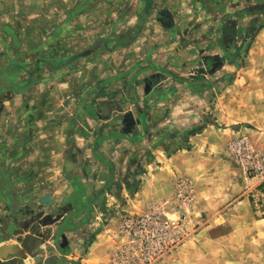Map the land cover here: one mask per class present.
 Returning a JSON list of instances; mask_svg holds the SVG:
<instances>
[{
	"label": "rangeland",
	"instance_id": "1",
	"mask_svg": "<svg viewBox=\"0 0 264 264\" xmlns=\"http://www.w3.org/2000/svg\"><path fill=\"white\" fill-rule=\"evenodd\" d=\"M197 1L198 7L179 10L190 28L182 32L158 22L159 0H0V172L19 153L28 167L11 164L10 184L21 179L39 159L32 152L38 136L67 137L78 123L84 131L90 125L102 137L126 139L109 178L131 184L155 145L164 154L186 146L187 133L212 122L215 133L196 143L198 164L180 173L193 186L180 243L153 264H264V182L249 181L226 152L237 136L264 150V36L246 70L253 43L243 53L246 30L264 21V0ZM222 26L233 28L232 39L222 37ZM144 79L161 81L144 93ZM126 112L138 123L130 133L122 132ZM41 120L57 129L41 128L47 126ZM5 178L0 189L13 199L9 204L0 194L6 213L35 209L47 193L9 188ZM73 189L70 204L82 195V188ZM94 193L85 201L103 203L104 195ZM158 199L171 203L172 188ZM167 211L165 218H177Z\"/></svg>",
	"mask_w": 264,
	"mask_h": 264
},
{
	"label": "crops",
	"instance_id": "2",
	"mask_svg": "<svg viewBox=\"0 0 264 264\" xmlns=\"http://www.w3.org/2000/svg\"><path fill=\"white\" fill-rule=\"evenodd\" d=\"M151 1V4H153L155 0H150L149 2ZM159 1L163 5L156 10V18L161 10H164L166 16L161 19L157 18L158 22L166 28L173 27L177 29H173L175 31L183 30L182 32H189V26L181 23L180 21L184 19L178 15L182 12L181 9L198 7L201 2L199 3L197 0ZM179 10L181 11L179 12ZM167 23L168 27L163 25ZM179 26L181 27L176 28ZM236 27H238V24ZM263 36L264 26L252 38L251 43L253 45L249 50L244 70L252 64L256 49ZM160 81L158 79L154 84L156 85ZM154 84L150 85V90H152ZM175 94L172 93L171 97L175 96ZM66 97L68 96H62L61 101ZM41 121L40 125H47L41 126V128L44 127L46 130L57 129L55 122L49 121L43 124L44 120ZM135 121L134 125L138 124L137 120ZM74 127L76 130L75 134L67 137L57 138V136L53 135L44 137L43 134L38 136L35 139L37 141V149L32 151L34 154L39 155V159L35 162L37 164L33 163V166H30L32 171L29 173L23 172L25 174H22L21 179L14 183L11 182L12 185L10 181H12V177L15 174H11L10 165L18 162L17 165L28 166H25L26 163L22 162L23 158L18 159L19 153L15 156H12L15 154L12 153L7 158L9 165L4 166L6 172L3 174L6 177L5 179L9 181L5 185L8 184L9 188L45 189L52 199V205L47 208V212H51L52 209L63 205L64 202L66 204L69 203L66 199L73 193V188H82V195H80L78 202L76 204L69 203L71 209L63 214L57 226L55 224L49 226L51 228V236L39 246V248H42L41 258L54 257L55 262L52 264H105L108 262L107 259L111 249L117 246L122 238L119 230L121 218L136 214V210L145 209L147 204L157 202L158 198L172 188L174 179L186 177L182 174L186 172L188 174L189 171L193 170V166H196L199 162L198 158L193 157L196 143L202 139L207 140L208 133H215L213 123L210 122L200 127L197 131L186 132L187 136L184 141L186 146L176 147L164 154L165 149L155 145L154 149H150L145 159L144 168L138 174L139 180L130 184V179L113 182L109 178L114 176L115 161L118 160L116 158V152L119 149L118 145H121L126 139L116 135L102 137L90 125L85 131L84 129L86 128H81L78 123ZM132 127H130V131L125 132V128L122 126V132L130 133ZM53 133L56 135V131ZM28 140L31 142L35 141L34 139ZM25 145L28 146L29 143L25 142ZM107 171L108 174H105ZM35 177L41 178L36 182L28 183L29 179ZM74 181H77L75 182L78 183L77 186ZM3 186L4 184L1 187ZM94 191L96 192L94 193ZM0 192L4 198L3 201L6 199L9 204L13 202V199L9 197L10 193H6L3 188L0 189ZM89 192L95 194L93 197H101L100 194H103L104 198L102 197L101 200L103 203L98 204L96 200L86 202L85 197ZM4 214L6 212L0 205V227H7L10 230L17 228L16 222H9L8 225L3 224L2 226L1 218ZM22 219L24 217L16 218L18 223ZM60 233H63L66 239V247L64 249L59 247L61 242ZM84 237H87L86 241ZM108 238L111 240H108ZM0 244H4L7 249L12 245L16 247V250L21 249L20 244L15 240V236L11 235L6 239L0 233ZM21 254V262L19 264H36L25 252Z\"/></svg>",
	"mask_w": 264,
	"mask_h": 264
},
{
	"label": "built area",
	"instance_id": "3",
	"mask_svg": "<svg viewBox=\"0 0 264 264\" xmlns=\"http://www.w3.org/2000/svg\"><path fill=\"white\" fill-rule=\"evenodd\" d=\"M226 152L249 181L264 182V150L254 147L246 137L237 136L226 143ZM192 198L191 181L180 177L172 183L173 204L152 202L144 212L121 218L122 238L110 253V264H153L173 251L182 238L184 221L181 216L185 218ZM169 209L177 218L164 217Z\"/></svg>",
	"mask_w": 264,
	"mask_h": 264
},
{
	"label": "water",
	"instance_id": "4",
	"mask_svg": "<svg viewBox=\"0 0 264 264\" xmlns=\"http://www.w3.org/2000/svg\"><path fill=\"white\" fill-rule=\"evenodd\" d=\"M163 25L169 26L168 23ZM85 53H87V51L82 52L81 55ZM150 78H152V76H150ZM150 84V81H145L144 79V93L148 92ZM1 108L2 106L0 105V110ZM118 110L121 111V109ZM122 123L125 128L124 131L128 132L136 121L132 118L130 112H126L122 115ZM38 202V207L31 210L28 218L19 221V223L16 220L17 217L11 219V223L16 222L17 228L2 233V236L6 239H8L10 235L15 236V240L20 244L21 249L16 250L14 245L7 249L4 244H0V264H19L21 262L20 256H22V252H25L36 264H52L55 262L53 256L41 258L42 248H39V246L44 240H48L51 236V228H49V226L53 224L57 226L63 214L71 209V205L67 203L54 208L51 212H47V208L52 205V199L48 193H43L39 197ZM59 238L61 239L59 247L64 249L66 247L64 234L60 233ZM10 255L11 257H9Z\"/></svg>",
	"mask_w": 264,
	"mask_h": 264
},
{
	"label": "flooded vegetation",
	"instance_id": "5",
	"mask_svg": "<svg viewBox=\"0 0 264 264\" xmlns=\"http://www.w3.org/2000/svg\"><path fill=\"white\" fill-rule=\"evenodd\" d=\"M148 1H150V0H148ZM163 16H166L164 10H161L160 12H158V14H157V18H160V19H161V18H163ZM233 33H234V32H233V28H228V27H226V26H222V27H221V34H222V37H223V38H229V39H232V38H233ZM121 38H122V36H117V39L115 40V42H120ZM111 41H114V40H111ZM104 45H105V44H104ZM90 50H91V49H90ZM206 59H208V58H204V60H206ZM149 80H151V79H149ZM145 81H146V80H145ZM8 95H9V94H8ZM0 103H1V102H0ZM126 122H127V120H126ZM122 124H123V123H122ZM4 177H5L4 174L0 172V180H1V178H4ZM1 181H2V180H1ZM31 210H32V208L25 207L22 213L17 212V213L14 214V215H12V214H10V213H6V214H4L3 217L1 218V219H2V221H1L2 226H3V224L8 225V223L11 222V219H12V218H15V216H16L17 214H21L22 217H24V219H25V218H28L29 214L31 213ZM36 210H38V209H36ZM24 219H22V220H24ZM1 228H2V227H0V231H1L0 233H3L4 231H10V229H8L7 227H6V228L3 227L2 229H1Z\"/></svg>",
	"mask_w": 264,
	"mask_h": 264
},
{
	"label": "trees",
	"instance_id": "6",
	"mask_svg": "<svg viewBox=\"0 0 264 264\" xmlns=\"http://www.w3.org/2000/svg\"><path fill=\"white\" fill-rule=\"evenodd\" d=\"M260 12H264V9H261ZM264 26V21L262 22V24H260L259 26H257L253 31H249V30H246V33H250V39L247 41V45L246 47L243 49V53L245 54L247 52V49L252 41V38L254 37V35L257 33V31L259 29H261V27Z\"/></svg>",
	"mask_w": 264,
	"mask_h": 264
}]
</instances>
